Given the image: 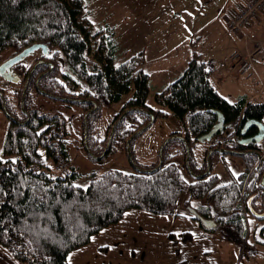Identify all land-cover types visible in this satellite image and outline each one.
Listing matches in <instances>:
<instances>
[{
  "label": "trees",
  "instance_id": "1",
  "mask_svg": "<svg viewBox=\"0 0 264 264\" xmlns=\"http://www.w3.org/2000/svg\"><path fill=\"white\" fill-rule=\"evenodd\" d=\"M35 44L62 53L69 70L64 71L62 78L68 87L61 85L54 69L44 73L40 64L28 84L36 86L41 75L38 83L42 89L69 98L63 99L68 104L82 106L84 128V116L94 103L100 107L131 93L114 117L112 125L124 113L108 151L115 138H129L141 129L150 120L149 111L156 118L167 114L146 103L151 75L144 69V51L117 63L114 29L95 24L85 0H0V52L12 47L17 54ZM21 89L17 98L22 115H16L4 96L7 110L17 120L9 117L4 156L0 157V244L17 260L28 264H68L72 250L88 244L101 229L119 221L127 209L176 215L177 201L184 192L189 195L188 206L197 202L196 206L191 205L192 213L205 230L218 231L224 240L242 249H252L248 244L246 211H255V242L264 245V158L260 159L258 141L240 142L258 131L256 125L248 127V123L264 120V101L249 100L244 95L235 101L227 99L212 82L207 60L197 49H193L182 73L155 93L156 103L169 108L184 125L183 132H172L170 136L181 134L184 139L173 137L166 143L163 164L155 171L93 172L86 187L73 182L72 177L78 174L73 167L65 175L50 173L47 158H53L58 165L69 163L65 119L59 113L28 107L26 100L22 108L24 87ZM0 107L3 109L1 96ZM24 109L29 112L28 119ZM92 113L87 116V137ZM219 113L232 131L211 147L237 151L235 154L243 157L246 169L225 184H218V175L211 171L188 180L172 158L182 154L187 164L188 146L187 167L195 173L204 172L206 166L194 169L192 150L199 137L214 127ZM82 142L86 144L87 138L83 136ZM173 142L177 152H166ZM205 219L213 220L215 225L205 226Z\"/></svg>",
  "mask_w": 264,
  "mask_h": 264
},
{
  "label": "rangeland",
  "instance_id": "2",
  "mask_svg": "<svg viewBox=\"0 0 264 264\" xmlns=\"http://www.w3.org/2000/svg\"><path fill=\"white\" fill-rule=\"evenodd\" d=\"M85 1L95 24L114 29L117 63L141 50L144 51V69L151 75L146 103L166 111L167 114L158 116L135 135L130 142V151L127 145L129 138L123 139L119 136L113 140L112 149L104 154L109 145L108 135L114 117L121 111L131 93L124 95L118 102L104 104L93 111L89 118L86 145L82 142L83 136L85 137L82 106L68 104L62 98L47 95L38 86L28 84L25 98L28 107H36L45 113H59L65 119L69 163L58 165L53 158H47L50 173L54 176L65 175L73 167L78 174L72 180L82 187L89 185L93 172L119 169L132 173L139 171V168L148 169L158 164V152L162 142L172 132H183L184 125L169 108L156 103L155 93L182 73L194 48L206 60L218 61L219 71L226 79V88L216 87L230 101H235L234 97L245 89L244 82L249 74H238L234 65L226 63L221 66L232 52L238 50L241 33L229 27L228 16L244 0ZM253 51L254 45L251 51L240 53V56H246ZM14 53L15 49L12 47L0 52V68L1 62ZM40 56L41 52H34L20 62L19 69L13 68L18 70L15 75L21 78L17 81L4 79L0 73V90H3L16 115H22L17 94L26 82L25 80L22 83L23 72L30 71L38 64ZM43 60L48 62V66H42L43 72H48L46 70L49 68L54 69V75L59 78V82L62 81L61 85L68 87V83L62 78L64 71H69L62 53L53 48L49 51L48 58ZM56 90L59 92V87ZM8 125L9 117L0 107V157L4 156L3 143ZM226 131L228 132L221 135L220 139L217 134L211 139L199 140L192 150L194 169L210 166V171L218 175V184L234 180L246 169V163L240 155L211 151V146L229 137L232 129L227 127ZM173 147L175 142L168 146L166 152H177ZM40 151L45 155L43 148ZM100 155L103 156L99 158ZM172 159L182 175L192 180L193 174L183 155H175ZM188 196L187 192L179 196L175 207L176 215L159 214L139 208L127 209L119 221L101 229L88 244L72 250L68 256V264H264V245L256 243L254 237L258 224L256 217L246 213L248 242H252V249H242L224 240L218 231L205 230L201 221L194 218L192 213L191 205L196 206L197 202L192 201L188 206ZM187 234L191 237H186Z\"/></svg>",
  "mask_w": 264,
  "mask_h": 264
},
{
  "label": "crops",
  "instance_id": "3",
  "mask_svg": "<svg viewBox=\"0 0 264 264\" xmlns=\"http://www.w3.org/2000/svg\"><path fill=\"white\" fill-rule=\"evenodd\" d=\"M245 1L246 0H244L243 2ZM242 3L237 4L238 9L239 7H241ZM263 29H264V13L260 16L259 19L246 25L244 27L243 32H238V33H241L240 34L241 36L239 37L240 42L237 45L238 50L232 52L231 55L228 56V59H226L225 63H222L221 66L226 65V63L228 65L230 64L231 66L234 65V62L231 59V56L233 53L237 52L241 54H246L247 52L251 51L253 49L254 39L262 35ZM207 64H208V68L210 69V78L212 82L214 83V85L217 87L226 88L225 87L226 79L224 78L223 75H221V72L219 71L220 68H218V61L216 60L214 62L211 59H208ZM263 72H264V60H261L258 57H254L253 66L248 72L249 74L247 73L248 79L244 82L245 89L242 91H239L238 95L234 97L235 98L234 100H237L240 96L244 95L249 100L264 101V77H262L264 75ZM262 122L264 123V120ZM227 132L228 131L226 132L223 131L221 135H224ZM249 244L252 245V242ZM0 264H28V263L17 260L8 248L0 244Z\"/></svg>",
  "mask_w": 264,
  "mask_h": 264
},
{
  "label": "water",
  "instance_id": "4",
  "mask_svg": "<svg viewBox=\"0 0 264 264\" xmlns=\"http://www.w3.org/2000/svg\"><path fill=\"white\" fill-rule=\"evenodd\" d=\"M40 45L39 44H36V45H33V46H30L28 47L27 49H25L23 52H21L20 54H18L17 56H15L11 61L10 63L14 62V61H18L19 59H22L24 58L26 55H28L31 51L35 50L36 48H38ZM43 49L45 50V46L42 45ZM36 64L32 67V69L30 70V74L32 73V71L34 70ZM53 66V65H52ZM29 74V76H30ZM28 76V77H29ZM41 76V75H40ZM40 76L36 79V86H38L39 90H41L43 93L47 94V95H51V96H54V97H59V98H62V99H69V98H66V97H63V96H58V95H54L44 89H42L40 86H39V79H40ZM17 77H14L12 78V80H16L17 81ZM27 84H28V79L26 80L25 82V85H24V89H23V96H22V100H21V105H22V108H24V100H25V95H26V90H27ZM0 96L2 98V102H3V109L4 111L6 112L7 116L12 118V119H15L17 120V118L12 115L8 110H7V107H6V103H5V98H4V94H3V91L0 90ZM98 107V104L97 103H94V106L86 112L85 116H84V122H85V140L87 138V131H88V123H87V116L88 114L91 112V111H94L96 108ZM25 110V113H26V116H27V119L29 118V112ZM150 113V120L141 128L139 129L137 132L133 133L130 137H129V140L127 142V145H128V148H129V144L132 140V138L138 133L140 132L142 129H144L145 127H147L148 125H150L155 119V114L151 111H149ZM124 114V113H123ZM123 114L120 116V118L123 116ZM119 118V119H120ZM119 119L114 122L112 128H111V131L109 133V144H110V141H111V138H112V135H113V132H114V129L119 121ZM250 125H256L257 128H258V131L250 136V137H247V138H243L241 139V142H244V143H247L249 141H259L263 136H264V123L260 120H254V121H251L248 123V127ZM226 127V123H225V119L223 117V115L221 113H219V119L218 121L216 122V124L214 125V127L207 133L201 135L199 137V140H205V139H211L213 138L215 135H217L220 131H222L224 128ZM173 137H179L181 139H184V136L181 135V134H176V135H173V136H169L168 138H166L161 146L159 147V152H158V156H159V162L156 166L152 167V168H148V169H145V168H139L140 171H155L157 170L162 164H163V149H164V146L166 145V143ZM109 147V145H108ZM88 148V147H87ZM215 151V150H218L220 152H227V153H237V151L235 150H230V149H226L224 147H216V148H212L211 151ZM108 151V148L105 150L104 154ZM130 151V149H129ZM103 154V155H104ZM103 155H100L98 156L99 158H101ZM189 155H190V151H189V147L187 146V164L189 165ZM208 159H209V154H208ZM191 173L193 174V176L195 177H200V176H206L209 172H210V166H208V168L202 172V173H195L193 170H191ZM262 181L264 183V174L262 176ZM253 213L255 214V211H253ZM203 223L205 226L207 227H212L215 225V222L213 220H210V219H205L203 220Z\"/></svg>",
  "mask_w": 264,
  "mask_h": 264
},
{
  "label": "built area",
  "instance_id": "5",
  "mask_svg": "<svg viewBox=\"0 0 264 264\" xmlns=\"http://www.w3.org/2000/svg\"><path fill=\"white\" fill-rule=\"evenodd\" d=\"M264 13V0H248L234 14L229 15V27L235 32L243 31L245 25L257 20ZM257 55L264 59V30L263 35L254 41V51L246 56L234 54L232 59L236 62V69L239 74L247 73L252 67V58ZM262 156H264V139L261 147Z\"/></svg>",
  "mask_w": 264,
  "mask_h": 264
},
{
  "label": "flooded vegetation",
  "instance_id": "6",
  "mask_svg": "<svg viewBox=\"0 0 264 264\" xmlns=\"http://www.w3.org/2000/svg\"><path fill=\"white\" fill-rule=\"evenodd\" d=\"M37 51H39V52H41V56L38 58V60H37V65L35 66V68H34V70L37 68V66L40 64V65H47L46 63H48L47 61H45V60H43V59H46V58H48V56H49V51H47V50H43V48L41 47V46H39L38 48H36L35 50H33V51H31L28 55H26L24 58H26V57H28V56H30V55H32V54H34V52H37ZM20 53V52H19ZM19 53H17V54H19ZM17 54H14V55H12L11 57H9L8 59H6L4 62H1V68H0V73H1V77L2 78H4V79H8V80H10V81H12V78H14L15 77V69H13V68H15V67H17L18 69H19V64H20V62H22L23 61V59L24 58H22V59H19L18 61H14V62H12V63H10V61L12 60L11 58L12 57H14L15 55H17ZM43 57H46V58H43ZM10 59V60H9ZM36 63V62H35ZM48 66V65H47ZM33 70V71H34ZM18 71V70H17ZM16 71V72H17ZM32 71V72H33ZM29 72V71H28ZM43 72V71H42ZM42 72H40V73H42ZM39 73V74H40ZM25 74H27V71H24L23 72V76L25 75ZM33 74V73H32ZM31 75V74H30ZM32 76V75H31ZM21 79V78H20ZM27 79H30V76L28 77V74L26 75V80Z\"/></svg>",
  "mask_w": 264,
  "mask_h": 264
},
{
  "label": "bare ground",
  "instance_id": "7",
  "mask_svg": "<svg viewBox=\"0 0 264 264\" xmlns=\"http://www.w3.org/2000/svg\"><path fill=\"white\" fill-rule=\"evenodd\" d=\"M25 121V120H24Z\"/></svg>",
  "mask_w": 264,
  "mask_h": 264
}]
</instances>
